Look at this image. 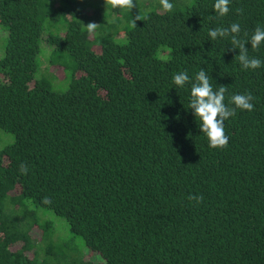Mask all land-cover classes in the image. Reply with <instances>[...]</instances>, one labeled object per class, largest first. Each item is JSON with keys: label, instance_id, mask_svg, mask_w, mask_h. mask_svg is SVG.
<instances>
[{"label": "trees", "instance_id": "1", "mask_svg": "<svg viewBox=\"0 0 264 264\" xmlns=\"http://www.w3.org/2000/svg\"><path fill=\"white\" fill-rule=\"evenodd\" d=\"M170 2L165 13L159 0H135L131 11L105 0H0V128L13 135L0 149V264H88L76 238L102 264H264V65L244 70L230 38L208 37L235 22L250 39L264 26V0H230L219 18L215 0ZM42 47L61 81L36 74ZM245 47L264 61V44ZM201 68L214 90L227 88L229 107L234 94L254 97L253 111L224 121V149L200 131L191 83L172 82ZM48 210L68 237L39 219Z\"/></svg>", "mask_w": 264, "mask_h": 264}, {"label": "clouds", "instance_id": "2", "mask_svg": "<svg viewBox=\"0 0 264 264\" xmlns=\"http://www.w3.org/2000/svg\"><path fill=\"white\" fill-rule=\"evenodd\" d=\"M112 8H120L131 11L136 7L135 0H105ZM159 3L165 13L172 12L173 3L170 0H159ZM230 0H215L213 9L217 14V18L226 16L229 11ZM238 14L243 13V9H237ZM147 18V17H145ZM89 31L96 27L95 23H89ZM210 40L220 38H230L233 49H239L238 61L244 70H255L264 65V61L256 57H249L248 47L246 43H250L253 50H258L264 44V26L257 25L250 37L244 32L241 37V27L239 23H232L228 27H216L208 30ZM172 82L176 87L184 88L186 84L191 83L189 108L192 109L194 116L200 120V131L204 133L208 139L210 148L224 149L228 147L229 137L225 134L224 121L236 115V110L253 111L254 97L250 92L244 94H234L230 98V102L234 107L225 104V93L227 88L220 86L214 90L210 82L208 73L201 68L195 75L194 81L188 76L187 72H179L174 74ZM18 171L21 175H27L29 167L26 163L21 162L18 165ZM189 200L199 204L202 196H189ZM43 203H50L48 197L43 198Z\"/></svg>", "mask_w": 264, "mask_h": 264}, {"label": "rangeland", "instance_id": "3", "mask_svg": "<svg viewBox=\"0 0 264 264\" xmlns=\"http://www.w3.org/2000/svg\"><path fill=\"white\" fill-rule=\"evenodd\" d=\"M149 1L150 0H147V2ZM6 37H7V30L4 29L2 26H0V58L4 54ZM36 61H37V70H36L37 75H42V74L50 75L49 73L50 71L56 75L55 82H59L64 78V71L61 66H55V65L49 66V63H47L49 61V54L47 55V52L45 54L44 47H42L41 51L39 52ZM52 85L54 89L64 90L67 87L68 83L65 82L62 86H55L52 82ZM12 142H13V135L0 128V149L4 148L5 146H7ZM41 213L44 214V212ZM39 219L41 221H44L45 219L50 221L53 225V228L55 229V235H59L61 238L68 237L66 221L63 218L55 215L52 211L49 210L46 211V213L43 216H40ZM41 233L42 230L38 226H34L30 234L32 238H40ZM75 240L80 244L79 246L82 249L83 261L88 262V264H102L103 259L98 252H93L89 248H87L80 238H76Z\"/></svg>", "mask_w": 264, "mask_h": 264}]
</instances>
